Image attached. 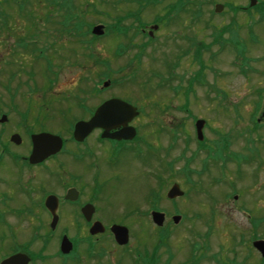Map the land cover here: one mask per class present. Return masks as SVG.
Wrapping results in <instances>:
<instances>
[{"label": "rangeland", "instance_id": "374dc122", "mask_svg": "<svg viewBox=\"0 0 264 264\" xmlns=\"http://www.w3.org/2000/svg\"><path fill=\"white\" fill-rule=\"evenodd\" d=\"M28 1L31 3L25 13L31 11L35 15L34 36L29 35L33 29L24 13L19 16L14 4L8 12L0 2L1 9L10 14L7 30L0 34V46L4 44L0 49V117H7V123L0 125V141L8 143L14 133L22 139L20 148L9 145L8 151L22 156L28 154L29 142L20 127L21 116L27 114L31 126L39 120L47 132L64 138L66 151L74 150L77 155L92 152L93 159L101 164L99 174L94 175L106 179L105 192L114 194L115 204L127 210L145 209L149 193L164 194L173 183L181 187L184 195L176 200L178 211L174 212L181 216V222L169 241L170 247H175L174 264H264L251 246L253 236L264 241V127L254 134L251 126L258 94L262 97L260 107L264 106V75L260 74L264 73V22H258L260 15L253 14L249 18L241 10L230 13V7L241 9L248 5V0H188L184 13H179L178 17L172 15L171 21H164L166 24L158 25L153 32L150 46L143 48L138 60L133 82L128 70L121 73L118 68L138 52L128 49L119 57V47L126 39L118 38L112 27L117 18H125L128 11L137 8L136 0H72L73 9L80 12L85 24L110 28L104 37L90 42L89 34L83 43L75 34L62 31L59 15L43 0ZM260 1L264 6V0ZM214 4L223 5L222 13H213ZM164 6L146 8L140 15L141 20L148 25L156 21V17L165 20ZM47 15L49 21L44 19ZM130 23L124 20L123 26ZM222 29L231 31L232 35L229 31L221 34ZM26 36L28 38H24ZM19 38L26 39V50L20 48ZM134 39L135 45L147 41L141 36ZM238 41L243 44V54L254 61L250 63L253 72L246 76L239 68L243 64ZM87 42H90L88 47ZM8 46H12L13 51L12 48L4 51ZM92 53L108 66H95L89 57ZM38 55L42 59H38ZM171 67L174 68L171 74L177 76L170 84L179 88L176 94L173 89L157 86L160 85L158 80L151 76L159 72L166 77L167 68ZM53 74H56L55 82ZM103 74L110 77L104 79ZM104 81H109L110 85L101 93L89 96L81 93L99 90ZM77 96L86 98L84 106L90 110L110 96L141 110L139 125L135 126L148 149L141 142L137 153L124 152L107 167L104 164H109L108 153L112 149L107 143L98 144L96 134L85 146L74 147L67 124L83 116V111L75 105ZM198 119L205 121L203 139L207 146L215 147L220 141H228L230 156L227 158L224 154L225 163L204 160L205 153H197L193 126ZM251 149L261 158L244 164ZM152 152H157L156 157ZM234 154L242 160L240 169ZM64 155L56 160H65L68 164L70 160ZM186 160L190 161L192 171L201 172L199 176L191 175L186 179L181 171L162 175L166 162L173 161L175 171ZM82 162L86 164H69L67 174H73V170L84 171L82 168L91 161ZM204 162L207 171L202 172ZM14 164L22 169L27 167ZM2 166L7 167L8 172H1ZM2 166L0 192L9 191L2 178L12 182L20 174L22 182L27 183L29 178L43 176L37 170L32 173L35 168L18 172L10 166L8 158H4ZM85 172L79 176H91ZM161 175L159 182L157 176ZM31 185L36 187L37 181ZM252 221L256 223L254 226Z\"/></svg>", "mask_w": 264, "mask_h": 264}, {"label": "flooded vegetation", "instance_id": "af4514ba", "mask_svg": "<svg viewBox=\"0 0 264 264\" xmlns=\"http://www.w3.org/2000/svg\"><path fill=\"white\" fill-rule=\"evenodd\" d=\"M0 2L2 6L12 4V0ZM256 2L253 7H241V11L249 18L264 13L262 2ZM6 21L7 18H1L0 34L7 30ZM258 22H262L261 18ZM144 28L142 33L148 34L149 27ZM3 46L4 44L0 49ZM10 48L12 46H8L4 51ZM21 48L26 50L24 42ZM252 62V59L247 61L248 73L253 72L250 64ZM140 116L141 114L131 121L130 126L136 129L135 124L139 125ZM258 123L264 124V120ZM116 131H111L110 134H115ZM94 134L98 136V144L107 143L110 147H120L123 150L134 148L140 141L139 137L133 141L103 140L100 138L101 131H94L83 144H87ZM30 146L29 142L27 156L31 150ZM2 148L8 149L9 146ZM3 149L0 151V167L4 158H8L10 166L13 165L18 172L35 168L32 173L40 171L43 176L29 178L27 183L22 182L20 174L12 182L1 179L9 191L0 192V264L15 256H19L17 262L20 264H174L175 247H170L169 241L172 232L179 225L171 223V212L176 208V200H168L166 192L149 193L145 204L143 203L145 209L142 211L127 210L115 204L114 194L105 192L106 179L101 175H94L99 174V161H96L99 163L95 166V161L87 163L89 165L82 168L87 172L84 170L76 173L73 170V174H67L66 168L69 164H86L77 160L74 150L64 155L68 157L66 160H70L68 164L65 160H56V155L32 166L28 165L25 156L11 155ZM253 154V160L261 158L258 152ZM14 163L28 168L22 169ZM1 168V172H8L7 167ZM84 172L91 173V176H79ZM35 181L36 187L31 185ZM49 197H52L51 202L46 205V199ZM11 205L14 208H10ZM161 205L168 206L169 209L164 206L161 208ZM153 211L164 214L162 226L153 224L150 214ZM8 218L11 222L6 221ZM121 228L127 233L125 243H119L115 236V231Z\"/></svg>", "mask_w": 264, "mask_h": 264}, {"label": "water", "instance_id": "95a60500", "mask_svg": "<svg viewBox=\"0 0 264 264\" xmlns=\"http://www.w3.org/2000/svg\"><path fill=\"white\" fill-rule=\"evenodd\" d=\"M255 0H250V5H254ZM222 10L221 6L215 7V12H220ZM103 27L97 26L92 29V35L96 37H100L103 35ZM156 29V28H153ZM108 83H104L103 87H107ZM133 107L127 105L126 103L120 100H111L103 105H101L96 112H94L93 117L88 122H78L74 126L73 138L77 142H81L84 138L92 132L94 129H102V138H112V139H132L134 136V130L127 127L129 121H131L136 115L137 111H135ZM262 118H264V111L262 113ZM6 119L3 117L0 120V123H4ZM122 128L116 134L109 135V130ZM203 127L204 122L199 120L195 123V130H196V139L201 142L203 141ZM31 137L32 143V151L31 155L28 157V162L31 165H36L38 163L43 162L48 156L54 155L60 151L62 141L59 137L51 136L49 134H38L33 135ZM10 141L15 144L19 145L21 143L20 137L18 135H13L10 137ZM183 193L181 192L179 186L174 184L169 191H167V198L168 199H178L181 197ZM51 200V198L47 199V203ZM153 222L156 225H162L163 223V215L159 213H151ZM173 223L179 222V217H174ZM124 229H120L115 231L116 239L119 243H125L127 241V236ZM253 248L257 252L260 253L261 257L264 258V241H256L253 243ZM19 256H15L10 258L9 260L3 262L2 264H20L18 261Z\"/></svg>", "mask_w": 264, "mask_h": 264}, {"label": "trees", "instance_id": "16d2710c", "mask_svg": "<svg viewBox=\"0 0 264 264\" xmlns=\"http://www.w3.org/2000/svg\"><path fill=\"white\" fill-rule=\"evenodd\" d=\"M28 1V0H27ZM171 0H136V4H139L138 8L139 11L141 10V8L143 9L144 7H148V6H158V5H162L165 4L166 2H170ZM179 1V5L174 7L172 6V4H167L166 8L169 9V14L168 16L170 15V13L173 11L171 9H174V11L176 10L177 12L179 11V8H180V11L183 9L182 7V3L183 2H187L188 0H177ZM43 2H45L47 4V6H49L52 10H54L53 12H56V14L59 15V24L62 26V31H66L67 33H74L76 36H82V35H87L89 31H87L89 29V25L88 24H85L83 22V19L81 18V14L80 12H76V10L73 9V6H72V0H43ZM31 2L28 1V4L27 5H24V7H21L20 5L18 6V11L19 13H24L25 17L28 19V21L31 23L32 25V29L34 30V21H35V15L33 13L28 12V14H26L25 10H26V7L28 8L29 4ZM143 3H145L143 5ZM139 11H138V14H139ZM49 14V13H48ZM137 14V16H138ZM135 15V14H134ZM134 15H132V13H128L126 17L128 18H131L133 17ZM28 16V17H27ZM73 17H75V22H72L74 19ZM47 18L48 21H49V15H47L46 17H44V19ZM125 18H117V22L115 24V27H116V31H117V34L118 35H124L126 32L124 31V29L122 27L123 26V21L125 20ZM158 19V18H157ZM59 29V28H58ZM57 29V30H58ZM32 33V31H30ZM60 32V29L59 31ZM89 57L91 59H93L94 63L96 64L95 66H100L103 64L105 65V62H100L96 59V57L92 54L89 55ZM134 69H131V71H133ZM104 75V74H103ZM260 109V103L257 104V108H256V111H258ZM204 145L205 144H201L200 146H203L204 148ZM227 147H228V143L227 142H223V143H216L215 144V147L214 148H204V150L206 151V157L204 160H214V159H217L219 158L220 156H222L226 151H227ZM199 152V150L197 151V153ZM239 159V158H238ZM219 160V159H218ZM223 161H225V159H222ZM248 162V159L245 158L244 160V163H247ZM206 169V163L204 162V165H203V168L201 169L202 172L205 171ZM185 170H187L185 168ZM196 172L192 171L190 169L189 171V174L190 176L193 174H195ZM201 172H198V175L200 174Z\"/></svg>", "mask_w": 264, "mask_h": 264}]
</instances>
